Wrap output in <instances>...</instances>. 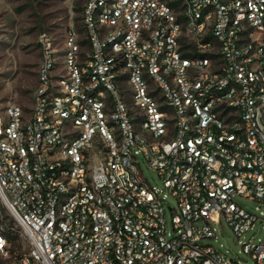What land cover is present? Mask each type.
Masks as SVG:
<instances>
[{
  "label": "built area",
  "instance_id": "1",
  "mask_svg": "<svg viewBox=\"0 0 264 264\" xmlns=\"http://www.w3.org/2000/svg\"><path fill=\"white\" fill-rule=\"evenodd\" d=\"M174 1L39 34L31 111L0 107V264H240L203 241L264 227V0Z\"/></svg>",
  "mask_w": 264,
  "mask_h": 264
},
{
  "label": "rangeland",
  "instance_id": "2",
  "mask_svg": "<svg viewBox=\"0 0 264 264\" xmlns=\"http://www.w3.org/2000/svg\"><path fill=\"white\" fill-rule=\"evenodd\" d=\"M169 1L178 9L174 0ZM85 3L86 0H0V107L3 110L12 103H18L26 113L31 111L42 57L38 36L42 31H49L61 46L67 26L74 18L80 20ZM140 162L150 183L163 186L161 177L148 162L142 157ZM237 200L246 209L259 212L254 200L243 196H237ZM169 204L176 206V198L170 195L165 207L168 230H171ZM222 222L223 225L216 230L217 236L203 242L214 245L240 264H255L251 254L244 251L243 243L264 238L262 221H257L240 239L225 219ZM14 236V247H17L21 239L17 233Z\"/></svg>",
  "mask_w": 264,
  "mask_h": 264
},
{
  "label": "trees",
  "instance_id": "3",
  "mask_svg": "<svg viewBox=\"0 0 264 264\" xmlns=\"http://www.w3.org/2000/svg\"><path fill=\"white\" fill-rule=\"evenodd\" d=\"M15 239V238H14Z\"/></svg>",
  "mask_w": 264,
  "mask_h": 264
}]
</instances>
